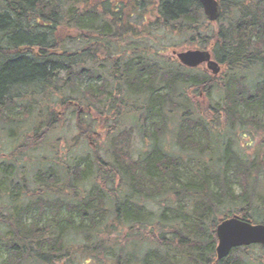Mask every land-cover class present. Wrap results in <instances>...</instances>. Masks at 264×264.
Listing matches in <instances>:
<instances>
[{"label": "trees", "instance_id": "16d2710c", "mask_svg": "<svg viewBox=\"0 0 264 264\" xmlns=\"http://www.w3.org/2000/svg\"><path fill=\"white\" fill-rule=\"evenodd\" d=\"M218 4L213 28L198 0H0V122L34 119L8 157L40 153L0 163V264H261L215 229L264 224V0Z\"/></svg>", "mask_w": 264, "mask_h": 264}, {"label": "water", "instance_id": "95a60500", "mask_svg": "<svg viewBox=\"0 0 264 264\" xmlns=\"http://www.w3.org/2000/svg\"><path fill=\"white\" fill-rule=\"evenodd\" d=\"M198 1L205 17L211 22L217 21L220 15L217 0ZM173 55L184 67L193 69L205 64L206 69L213 75L220 72L219 64L212 59L208 51L186 50L173 52ZM215 235L217 239V260L226 258L231 250L237 247L264 246V225H253L236 216L221 220L216 227Z\"/></svg>", "mask_w": 264, "mask_h": 264}, {"label": "rangeland", "instance_id": "374dc122", "mask_svg": "<svg viewBox=\"0 0 264 264\" xmlns=\"http://www.w3.org/2000/svg\"><path fill=\"white\" fill-rule=\"evenodd\" d=\"M219 24H214V23H211L210 24V27H218ZM180 40L177 39V38H174L171 40V43L170 44H180ZM164 45L167 43L166 42H163ZM195 50V49H198L197 47L195 48H191V46H183V44L181 46L178 47V51H185V50ZM167 54V53H166ZM168 55V54H167ZM201 69H205V66H202ZM56 96V95H54ZM62 96H64L63 94V90L61 91L60 90V93L58 95V99L62 98ZM56 97H53L50 98L48 100L49 103L53 102V101H57L58 100ZM44 101V99H43ZM46 101V100H45ZM44 101V102H45ZM51 105H53V103H51ZM26 111H30L32 112V108H30L29 110L28 109H25L23 111H19L21 114H25ZM80 111V110H78ZM86 111V109H85ZM84 111V112H85ZM83 112V113H84ZM61 115V113H60ZM21 117V116H20ZM23 118V117H21ZM61 118V117H60ZM75 119L74 118H66L65 119V122L62 123V124H58L55 128V131L53 133L54 137H58V138H63L64 134L66 136H69L73 135L75 132H74V122ZM128 121H132V120H128ZM33 122H34V119L33 117H30L28 118L25 122H15V123H12V124H3L0 122V156L3 154V155H9L12 151V149L18 144L20 143L21 141V137H22V133L23 132H28L29 130H31V128L33 127ZM71 131V132H70ZM136 136V135H135ZM66 147V146H65ZM140 148V143H139V140H136L135 143H134V150L135 152ZM106 149L107 151V145L106 143H104L103 141L101 142L100 144V150L102 152H104V150ZM38 155H40L39 152H37ZM26 159H29L31 162L34 163V158L32 155H29L28 157H25L23 162L26 161ZM6 160H0V163H5ZM32 169V168H31ZM35 171V169H34ZM31 175H28L27 177H30ZM0 189L1 190H4V186L2 184H0ZM235 189V192L236 193H239L240 189L238 187H234ZM263 250H260L258 248H252L249 252H248V257L250 259H254V258H257L260 260V263L261 264H264V254L262 253ZM237 252H233V256L236 254ZM252 260H250L249 262H253Z\"/></svg>", "mask_w": 264, "mask_h": 264}, {"label": "flooded vegetation", "instance_id": "af4514ba", "mask_svg": "<svg viewBox=\"0 0 264 264\" xmlns=\"http://www.w3.org/2000/svg\"><path fill=\"white\" fill-rule=\"evenodd\" d=\"M21 141H22V137H21ZM29 155H32L33 156L34 163L31 162L29 159H26V161L23 162L24 158L25 157H28ZM8 156L9 155L6 156V155H3V154L0 156V160H3V161L6 160L5 163H1V164L8 165V164H11L12 162H16V163H18L17 167L19 168V169L16 170V172H18L19 174H21L23 172V170H22L23 164L26 163L27 164L26 166H28V169L25 172L28 173L29 175L31 173V171H30L31 168H34L36 166L35 164H36V162L39 159V157L37 155V152L34 153V151H29L28 153H27V151H21L19 155H16L15 157H12V158L11 157H8ZM6 167H8V166H6Z\"/></svg>", "mask_w": 264, "mask_h": 264}]
</instances>
